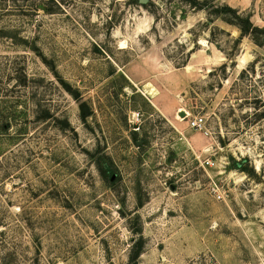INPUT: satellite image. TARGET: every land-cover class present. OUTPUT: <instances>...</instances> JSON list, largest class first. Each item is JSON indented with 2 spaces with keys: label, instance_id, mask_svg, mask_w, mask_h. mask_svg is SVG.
<instances>
[{
  "label": "rangeland",
  "instance_id": "obj_1",
  "mask_svg": "<svg viewBox=\"0 0 264 264\" xmlns=\"http://www.w3.org/2000/svg\"><path fill=\"white\" fill-rule=\"evenodd\" d=\"M198 1L0 0V264H264V0Z\"/></svg>",
  "mask_w": 264,
  "mask_h": 264
},
{
  "label": "trees",
  "instance_id": "obj_2",
  "mask_svg": "<svg viewBox=\"0 0 264 264\" xmlns=\"http://www.w3.org/2000/svg\"><path fill=\"white\" fill-rule=\"evenodd\" d=\"M186 1L190 2L191 5L197 8H203L201 6L202 4L198 0H186ZM224 8L232 12L233 15H231L228 18V21L238 26L240 30L242 31V35H253L256 38V40L259 42V39H257L259 38L258 33L260 31L264 32V29H261L260 27L255 26L254 22L251 20V17L249 15L239 14L236 9L229 7V6L224 7ZM140 254H141L140 251H136L133 260H136L140 256Z\"/></svg>",
  "mask_w": 264,
  "mask_h": 264
},
{
  "label": "built area",
  "instance_id": "obj_3",
  "mask_svg": "<svg viewBox=\"0 0 264 264\" xmlns=\"http://www.w3.org/2000/svg\"><path fill=\"white\" fill-rule=\"evenodd\" d=\"M191 125L192 127H194L197 130H202L204 131L206 134H208V130L206 127V121L204 119V117H195L192 121H191ZM212 164L211 161L207 160V165ZM218 197L221 198L222 195L221 193L218 194Z\"/></svg>",
  "mask_w": 264,
  "mask_h": 264
},
{
  "label": "water",
  "instance_id": "obj_4",
  "mask_svg": "<svg viewBox=\"0 0 264 264\" xmlns=\"http://www.w3.org/2000/svg\"><path fill=\"white\" fill-rule=\"evenodd\" d=\"M149 0H140L141 3H147Z\"/></svg>",
  "mask_w": 264,
  "mask_h": 264
}]
</instances>
